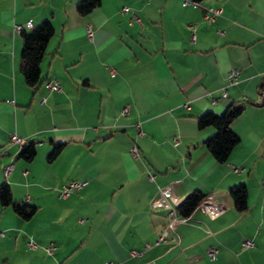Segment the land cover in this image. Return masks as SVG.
Here are the masks:
<instances>
[{"label":"crops","instance_id":"crops-1","mask_svg":"<svg viewBox=\"0 0 264 264\" xmlns=\"http://www.w3.org/2000/svg\"><path fill=\"white\" fill-rule=\"evenodd\" d=\"M78 1L0 0V186L36 208L25 220L0 204V264H264V0H102L86 16ZM206 8L222 16L206 23ZM29 21L55 29L35 87L15 31ZM51 80L61 92L45 87ZM238 101L247 103L231 124L240 143L220 164L203 144L216 130L198 118ZM14 136L36 142L32 161ZM51 141L64 148L49 161ZM70 181L85 186L62 198ZM241 183L244 213L229 195ZM169 185L180 201L200 191L225 211L196 210L156 244L169 219L152 203ZM245 239L254 247L242 250Z\"/></svg>","mask_w":264,"mask_h":264},{"label":"trees","instance_id":"trees-1","mask_svg":"<svg viewBox=\"0 0 264 264\" xmlns=\"http://www.w3.org/2000/svg\"><path fill=\"white\" fill-rule=\"evenodd\" d=\"M201 2L202 0H194ZM102 0H79L76 8L77 12L86 16L95 8L99 7ZM55 34V29L50 21L43 22L37 28L21 31L22 54L20 70L26 84L35 87L41 79L40 64L45 55L46 48ZM259 91L264 93V77L259 84ZM246 101L231 103L221 115L213 112H206L198 118V127H214L215 133L204 141V145L211 153L212 157L220 164L228 161L233 149L240 143V137L231 129L232 122L241 116L246 109ZM53 149L48 156V160H54L63 150V143L51 141ZM20 158L32 161L36 156V142L28 141L21 144ZM229 195L233 201L234 208L239 213L248 210V189L246 184L241 183L229 188ZM206 197L200 191L189 194L178 206V214L182 217L190 216L196 211L200 202ZM0 204L3 207H11L13 211L25 220H29L35 213L36 208L25 202H16L12 196V190L7 183L0 186Z\"/></svg>","mask_w":264,"mask_h":264},{"label":"built area","instance_id":"built-area-1","mask_svg":"<svg viewBox=\"0 0 264 264\" xmlns=\"http://www.w3.org/2000/svg\"><path fill=\"white\" fill-rule=\"evenodd\" d=\"M189 4H191L194 7H198V5H199V3L195 2V1H192L191 3L185 1L183 3L184 6L189 5ZM128 11H129L128 8H123V12L127 13ZM222 13H223V11L220 8H206L205 9V21H206V23H209V24L215 23V21L219 17L222 16ZM23 29H27V30L33 29L32 22L29 21L24 27H21V26L15 27V31L18 33H21V31ZM88 35L90 37L92 36V32H91L90 28H88ZM111 75L112 76L115 75L114 70H112ZM237 77H238V71L232 70L228 75V80L230 83H233ZM45 87L49 91H52V92H61V90H62L61 84L57 80L47 81L45 83ZM226 97H227V92L223 91L221 93V99L226 98ZM219 100H220L219 98H212L211 103L213 105H215L218 103ZM184 107L186 109H189L188 104L184 105ZM127 112H128V108H125L123 110L122 114L125 115ZM11 141H12V143L22 144V141L15 136L12 137ZM173 142H174V144H177L178 139L174 138ZM4 153H5V151H2L0 155H3ZM130 153L133 157H138V151H137V148L135 146L130 150ZM12 169H13L12 165H8L4 168L3 172H4L5 178L10 174ZM234 171L239 172V170L237 168H234ZM150 178H153V176H150ZM84 186H85V182H83V181H70L69 183L63 185V187L61 189L60 196L62 198H68L73 193H77V192L81 191ZM262 186H263V190H264V181L262 183ZM181 202L182 201H180L179 199H177L173 196L172 186L169 185V186L159 188L157 197L154 199L152 204H153V207L162 208L166 212V215L169 219V223L167 224L166 228L159 235L156 244L167 242L168 239H171L169 232L173 231L178 224L185 223L190 219V216L182 217L178 214L177 208L181 204ZM196 210L201 211L205 215H210L212 217H215V216L223 213L225 211V207L221 202L218 201V199L214 195H207L200 202V204L198 205ZM3 235L4 234L2 232H0V237H2ZM30 247L32 249H34L36 247V245L33 243H30ZM253 247H254V242L250 239H245L242 242V250L251 249ZM48 253L51 254L52 250L48 249ZM216 253H217L216 249H214L212 247L208 249V254H209L210 258H214ZM132 255L133 256L140 255V252L133 251ZM105 264H115V263L106 262Z\"/></svg>","mask_w":264,"mask_h":264}]
</instances>
